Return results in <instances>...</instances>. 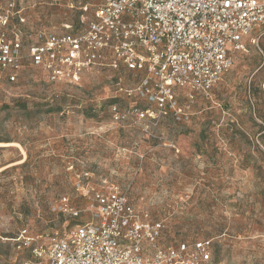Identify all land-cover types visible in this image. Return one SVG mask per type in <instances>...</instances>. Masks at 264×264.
<instances>
[{"label": "rangeland", "instance_id": "374dc122", "mask_svg": "<svg viewBox=\"0 0 264 264\" xmlns=\"http://www.w3.org/2000/svg\"><path fill=\"white\" fill-rule=\"evenodd\" d=\"M96 2L0 0V13L10 32L34 39L83 28L91 15L83 7ZM253 37L209 94L180 99L187 118L144 126L131 120V102L114 97L120 78L136 83L131 74L99 67L59 83L33 68L15 82L0 74V142L8 143L0 145V264L25 257L12 242L24 227L69 235L78 218L56 207L64 195L88 202L78 181L88 196L120 187L165 221L171 240L211 238L212 264H264V27ZM113 103L128 118L114 121Z\"/></svg>", "mask_w": 264, "mask_h": 264}, {"label": "built area", "instance_id": "2783aa9c", "mask_svg": "<svg viewBox=\"0 0 264 264\" xmlns=\"http://www.w3.org/2000/svg\"><path fill=\"white\" fill-rule=\"evenodd\" d=\"M89 11L83 28L42 30L34 39L10 32V16L0 13V74L15 82L33 68L52 83L78 81L99 67L131 74L136 83L120 78L114 97L131 102L138 126L187 118L180 99L209 94L231 68L233 52L246 51L254 31L264 27V0H97L83 7ZM142 100L149 106L140 108ZM110 112L116 122L129 115L117 103ZM76 190L89 199L84 206L64 195L56 207L78 218L69 235L24 227L12 242L25 257L11 264L213 263L211 238L169 239L165 221L138 209L120 187L88 196L78 181Z\"/></svg>", "mask_w": 264, "mask_h": 264}, {"label": "bare ground", "instance_id": "6f19581e", "mask_svg": "<svg viewBox=\"0 0 264 264\" xmlns=\"http://www.w3.org/2000/svg\"><path fill=\"white\" fill-rule=\"evenodd\" d=\"M6 144H8V143H2V142H0V145H6Z\"/></svg>", "mask_w": 264, "mask_h": 264}]
</instances>
